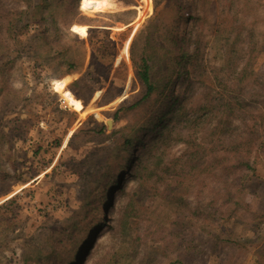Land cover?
<instances>
[{
	"label": "rangeland",
	"instance_id": "1",
	"mask_svg": "<svg viewBox=\"0 0 264 264\" xmlns=\"http://www.w3.org/2000/svg\"><path fill=\"white\" fill-rule=\"evenodd\" d=\"M82 1L90 11L81 9V0H49L47 9L43 0H0V17L10 26L0 29V264H69L71 223L92 216L93 208L98 219L95 241L101 236L114 249L128 235L127 225L132 234L146 230L145 219L126 223V198L112 207L113 192L100 207L97 181L118 175L115 161L132 152L138 154L127 172L143 161L154 166L169 132L175 138L161 151L165 160L185 153L183 139L188 135L203 143L264 137V0H249L248 8L247 0H236L233 12H239L229 30L225 21L230 3L225 0H182L180 15L171 9L161 19H155L153 0ZM169 24L194 54L189 62L175 60L174 72L169 71L170 55L162 51ZM148 40L158 47L150 53L157 59L153 80L162 87L131 109L143 90L132 57H142ZM70 55L82 66L67 74ZM228 56L234 63L227 68L236 75L244 67L256 74L242 76L251 85L236 104L235 113L246 124L237 114L218 116L215 107L202 111L206 121L201 128L194 126L189 121L193 112L184 110L215 102L219 88L210 80L227 65ZM222 87L228 100L231 84ZM208 113L212 116L206 119ZM159 115L165 117L145 139L151 143L148 150L140 144L126 153L121 147L124 136L134 135L140 124L152 128ZM216 126L218 133L213 131ZM233 163L223 159L212 172L184 182L188 264H264V143L254 172L244 180L238 196L243 204L237 208L226 192L234 191L233 182L242 173ZM131 183L128 178L126 184ZM176 207L158 213L169 217V231ZM110 208L104 225V210ZM147 251L153 264H163L160 252L153 247ZM168 253L174 254L173 246Z\"/></svg>",
	"mask_w": 264,
	"mask_h": 264
},
{
	"label": "trees",
	"instance_id": "2",
	"mask_svg": "<svg viewBox=\"0 0 264 264\" xmlns=\"http://www.w3.org/2000/svg\"><path fill=\"white\" fill-rule=\"evenodd\" d=\"M43 1L45 2L44 8L47 9L50 6L49 0ZM153 1L156 13L155 19H159L165 12L171 9L175 14L180 15L184 7V2L182 0H167L164 3V0ZM225 1L230 3V5H228V9L230 10H228L225 21L228 23L227 27L229 30L234 20L233 17H237L239 11L236 10L233 12V7L237 3L236 0ZM248 2L249 0L246 1L244 8L249 7ZM80 5L82 10L90 11L85 7V2L82 0ZM203 19H206V17H203ZM2 20L3 18L0 17V29L4 27L9 29L10 26L4 24ZM129 23L130 22H127L126 24ZM81 27L85 28V31H87L86 26ZM166 27L170 28V31L166 34L165 40L167 45L163 46L162 51L165 56L170 55L169 60L171 64L169 66V71L174 72L175 67L173 66L177 64L175 60L179 59L180 63L189 62L194 54L192 55L186 49L187 41L185 37L179 36L174 24L166 25ZM48 38L49 35H45V39ZM249 46H251L249 48L252 53L254 48L253 44ZM156 48L158 47L148 40L142 57H140L139 60H137L135 56L132 57L135 75L140 81L143 90L138 96L139 99L130 106L131 109L146 102L159 90V85L157 86L158 82L153 80L154 64L157 62V59L154 57L153 53H150L155 52ZM67 49L70 48L68 47ZM66 60L68 66V70L66 71L67 74L77 71V69L82 66L79 58L73 55H70ZM233 63L234 61L228 56L227 65L221 70L218 69L216 71L215 78L209 79L215 83L214 88H219V97L214 99L215 102L206 100L207 105L199 103L195 109H193V105L184 110L188 115L193 112V115L191 117L189 116V121L194 126L199 127L200 125L201 128V125L205 123L206 120L202 117V111L204 110L212 112V110L217 107V115L219 116V114H222L228 116V119L231 118L233 114H237L235 113L238 109L236 104L242 103L241 92H243V89L249 87L251 83H245V79L242 78V76L245 77L248 67H244V72L236 75L235 70L227 68ZM249 73L252 77H256L254 72ZM6 81H8V79H6ZM78 82L79 80L73 84H78ZM228 83L231 84V87L229 89L230 96L227 100L225 99V91L222 86H228ZM163 86L165 90L168 84H164ZM10 87L11 86L8 85V88ZM161 87L160 85L159 88ZM76 95L80 97L78 93H76ZM121 110L124 109L121 108L118 110L115 113V117L119 116ZM184 112L182 114L183 116H185ZM194 112L197 113L196 116H194ZM211 116L212 115L208 113L206 119H209ZM235 116L245 123L240 115L237 114ZM164 117L165 115L157 116L152 128L147 126V124H140L135 127L136 132L134 135L132 134L131 137L128 135L124 136V142L121 147H124V150L128 154H130L131 148L140 144L145 145V149L148 150L151 143L145 141V139L151 138L152 135L158 131L159 122H161ZM213 131H215V133L219 132L217 126ZM174 138L175 136L172 132L166 135L163 143L159 146L161 148L155 155L156 161L154 166H146V163H143V161L138 163L134 171L127 172L128 163L138 154L132 152V155L127 156L124 161H115L118 162V175L114 176V174H111L109 177H102L97 181L99 184L98 188H100L101 191V197L97 200V204L100 203V207H104L103 202L110 200V196L114 192L112 207L115 206V204L117 205L118 202L120 203L121 199L126 198V204L123 210V218L126 220V223L130 224L132 222L136 224V222L133 221L145 219L149 224L147 229L132 234L130 233V230H132L131 226L129 229V225H127L125 231L128 232L129 236L127 235L125 240L122 241L117 248L114 249V247L108 246L105 240H102L94 249L93 244L97 241H95L94 237L98 227V219L95 215L96 211H94L96 208L92 210L89 209L90 212H93L92 216L89 215L87 219H84V217L80 219L77 218L71 223L72 234L70 235V243L73 245L71 252L73 257L69 264H79L81 260L83 261L82 264H153L154 258L152 259L150 252L147 251L150 247H153L156 252H160L159 258L164 261L163 264H188L186 260L187 252L191 250V247L188 245V235L185 228L187 213L184 210L185 200L182 195V187L187 178L207 170L212 172L214 166L221 164L223 159L234 162L232 166L242 170V173H240L233 182L234 188L232 187L231 190L234 189V191H230L229 193V190H227L226 192L229 194V200L233 203L231 205L232 207L237 208L243 204L241 200L238 199L240 198L238 196L241 194L240 190L243 189L244 180L255 170L254 162L256 161L258 150L264 143L263 136L252 135L251 138L233 139L227 141V143L222 141L217 143L212 139L210 142L203 143L198 137L192 138L191 135H188L187 138L183 139L187 147L185 153L165 160V155L161 151L166 150V147L173 142ZM113 164L114 161L112 166ZM172 167H174V170ZM228 175L229 170L226 177H228ZM222 177H225V175L222 174ZM128 178L132 179L131 184H126ZM174 204L177 205L176 217L172 222L174 228L169 231L167 226L169 217L165 214H162L160 217L159 214L165 209L171 208ZM229 210L225 212L226 216L229 215ZM111 212L112 208H110V210H104L102 219L104 225H107ZM155 225H157L156 229L154 227ZM156 230L159 232L157 238L154 237V239L153 236L157 234ZM149 236L152 237L148 240ZM99 237L101 238V236ZM170 246L174 247V254L172 256L168 253Z\"/></svg>",
	"mask_w": 264,
	"mask_h": 264
},
{
	"label": "bare ground",
	"instance_id": "3",
	"mask_svg": "<svg viewBox=\"0 0 264 264\" xmlns=\"http://www.w3.org/2000/svg\"><path fill=\"white\" fill-rule=\"evenodd\" d=\"M102 241V239L99 237V239L93 244L94 249L98 246V244ZM92 250V249H91Z\"/></svg>",
	"mask_w": 264,
	"mask_h": 264
},
{
	"label": "crops",
	"instance_id": "4",
	"mask_svg": "<svg viewBox=\"0 0 264 264\" xmlns=\"http://www.w3.org/2000/svg\"><path fill=\"white\" fill-rule=\"evenodd\" d=\"M78 26H80V25H78Z\"/></svg>",
	"mask_w": 264,
	"mask_h": 264
}]
</instances>
